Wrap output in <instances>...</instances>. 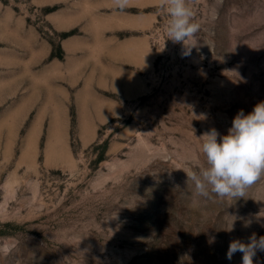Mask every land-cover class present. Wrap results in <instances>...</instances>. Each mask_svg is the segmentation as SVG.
<instances>
[{
	"label": "rangeland",
	"instance_id": "rangeland-1",
	"mask_svg": "<svg viewBox=\"0 0 264 264\" xmlns=\"http://www.w3.org/2000/svg\"><path fill=\"white\" fill-rule=\"evenodd\" d=\"M187 2L190 54L159 0H0V264H241L264 236V176L238 199L187 176L264 101V0Z\"/></svg>",
	"mask_w": 264,
	"mask_h": 264
},
{
	"label": "clouds",
	"instance_id": "clouds-1",
	"mask_svg": "<svg viewBox=\"0 0 264 264\" xmlns=\"http://www.w3.org/2000/svg\"><path fill=\"white\" fill-rule=\"evenodd\" d=\"M113 5L123 11L130 6V0H113ZM159 6L165 8L169 16L166 26L169 39L182 42L184 46L186 41H196L200 25L194 22V12L187 0H159ZM192 47L185 46L186 53L190 54ZM198 139H202L199 151L205 162L198 171L187 172L194 192L201 197L214 194L220 199L244 197L247 189L264 176V101L258 102L248 114L241 109L233 118L227 135L221 136L212 128ZM235 219L233 216L228 231L233 230ZM258 251L264 252V236L257 238L253 233L248 242L232 240L226 258L231 260L239 252L241 264H254Z\"/></svg>",
	"mask_w": 264,
	"mask_h": 264
},
{
	"label": "crops",
	"instance_id": "crops-1",
	"mask_svg": "<svg viewBox=\"0 0 264 264\" xmlns=\"http://www.w3.org/2000/svg\"><path fill=\"white\" fill-rule=\"evenodd\" d=\"M142 46H143V49L146 51V50H147L146 42H142ZM140 48H141V47H140Z\"/></svg>",
	"mask_w": 264,
	"mask_h": 264
}]
</instances>
